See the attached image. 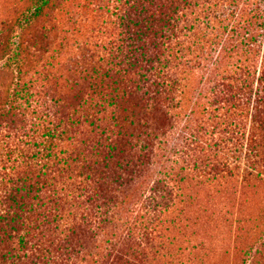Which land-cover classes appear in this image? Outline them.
<instances>
[{"label":"trees","instance_id":"16d2710c","mask_svg":"<svg viewBox=\"0 0 264 264\" xmlns=\"http://www.w3.org/2000/svg\"><path fill=\"white\" fill-rule=\"evenodd\" d=\"M13 1L0 0V264H145L178 230L171 207L214 214L226 182H264L263 138L209 140L178 101L196 69L258 73L260 89L218 102L262 127L264 0H125L106 55L87 45L79 73L37 29L54 0Z\"/></svg>","mask_w":264,"mask_h":264},{"label":"rangeland","instance_id":"374dc122","mask_svg":"<svg viewBox=\"0 0 264 264\" xmlns=\"http://www.w3.org/2000/svg\"><path fill=\"white\" fill-rule=\"evenodd\" d=\"M25 1L13 2H17L19 7H22ZM124 1L54 0L53 10L47 17L37 22V29L39 32H47L49 40L55 38V42L61 44V49L58 47L60 50L58 65L76 64L79 73L80 60L87 53L85 47L91 44L98 45L99 55H106L102 46L107 43L110 36L116 37L118 27L116 13ZM217 2L213 1L214 8ZM241 6L239 0L237 8ZM5 8L0 4L1 11H5ZM6 15H11L10 9ZM223 60L225 67H229L232 63L227 56ZM42 61L41 58L40 62ZM257 79L258 73L247 77L240 73L223 72L207 77L203 69H196L189 78V84L184 88L188 92L187 97L191 100L188 102L184 98L178 99L184 104L179 118H184L189 109H192L194 124L209 140L218 139L222 128L229 130L228 133H224L225 137L264 139V118L260 129H251L254 109L249 107L242 111L233 108L228 110V105L218 102L223 97V92H226L225 96L238 95V89H247L244 88V82L252 83L251 89H258V86L260 89ZM219 82L226 84L227 88L218 89L221 86L216 87L215 84ZM35 89H42L41 84L36 83ZM206 107L207 111L204 110ZM231 111H235L231 123L232 125L236 123V126L230 130L228 125H221L215 133L213 126L217 121L228 123V117L217 119V115L223 117ZM226 185L229 199L223 197L221 200V196L216 192L208 198L219 208L214 214L207 212L203 216L199 211L190 214V218L184 219L182 210L184 204L187 205L188 210L196 209L194 203L190 204L188 200L180 201L176 208L171 207L167 210L164 215L166 219L170 221L177 219L178 222L180 219L176 225L178 230L166 234L164 240L162 238L164 246L160 250L159 257L149 258L145 264H264V182L251 180L239 185L238 180V182H226ZM200 198L202 199L203 196Z\"/></svg>","mask_w":264,"mask_h":264}]
</instances>
